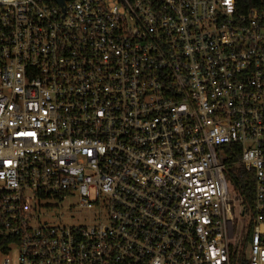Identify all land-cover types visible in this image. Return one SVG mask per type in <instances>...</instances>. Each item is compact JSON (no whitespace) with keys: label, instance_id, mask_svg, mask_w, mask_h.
<instances>
[{"label":"built area","instance_id":"1","mask_svg":"<svg viewBox=\"0 0 264 264\" xmlns=\"http://www.w3.org/2000/svg\"><path fill=\"white\" fill-rule=\"evenodd\" d=\"M249 224L264 264V0H0L1 264H233Z\"/></svg>","mask_w":264,"mask_h":264},{"label":"trees","instance_id":"2","mask_svg":"<svg viewBox=\"0 0 264 264\" xmlns=\"http://www.w3.org/2000/svg\"><path fill=\"white\" fill-rule=\"evenodd\" d=\"M238 9L241 12H245L247 9H249L252 4L253 0H237ZM232 162L238 160V156L232 157L230 159ZM240 168H232L231 169V175H232V184L235 188H237L240 191L241 196L243 197L244 205L247 207H250L252 205L253 201V193H252V181H245L243 177H238V175L241 173ZM252 226L249 224L247 226L246 232L244 234V238L240 243L239 249L235 255L232 256L231 261L233 264H248L246 257H245V250L248 243L249 235L251 233Z\"/></svg>","mask_w":264,"mask_h":264},{"label":"rangeland","instance_id":"3","mask_svg":"<svg viewBox=\"0 0 264 264\" xmlns=\"http://www.w3.org/2000/svg\"><path fill=\"white\" fill-rule=\"evenodd\" d=\"M74 202L73 200H57V199H50L42 201V207L40 209V220L42 222L48 223H58L59 220H69L73 218V221L79 219V214L77 210L74 208H70L69 206L72 205ZM82 213V212H81ZM5 255L0 254V264L2 263ZM9 258L11 259L12 263L16 260V252L12 250L9 253Z\"/></svg>","mask_w":264,"mask_h":264},{"label":"water","instance_id":"4","mask_svg":"<svg viewBox=\"0 0 264 264\" xmlns=\"http://www.w3.org/2000/svg\"><path fill=\"white\" fill-rule=\"evenodd\" d=\"M54 2H56L58 5H63L65 1L67 0H53Z\"/></svg>","mask_w":264,"mask_h":264}]
</instances>
